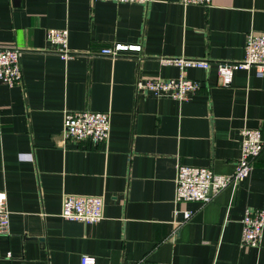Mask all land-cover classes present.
Here are the masks:
<instances>
[{"label": "crops", "instance_id": "1", "mask_svg": "<svg viewBox=\"0 0 264 264\" xmlns=\"http://www.w3.org/2000/svg\"><path fill=\"white\" fill-rule=\"evenodd\" d=\"M49 29L68 31L70 59ZM251 32L264 33V0H0V46L21 51L23 75L21 86L0 84L10 221L0 264H264V231L259 247L241 244L245 210H264V147L237 187L204 205L174 202L178 164L230 175L242 129H260L264 143V76L238 70L222 86L215 67L242 60ZM117 43L140 51L100 54ZM181 57L211 63L186 70L202 85L188 101L136 91L137 79L178 78L162 61ZM80 110L109 113L104 144L63 143L65 112ZM66 195L102 197L103 219H62Z\"/></svg>", "mask_w": 264, "mask_h": 264}, {"label": "built area", "instance_id": "2", "mask_svg": "<svg viewBox=\"0 0 264 264\" xmlns=\"http://www.w3.org/2000/svg\"><path fill=\"white\" fill-rule=\"evenodd\" d=\"M108 1L120 4L147 5L150 0H91ZM210 0H180L183 5H205ZM47 41L56 48L63 60H68L72 54L68 50V31L66 29H49ZM140 51L138 45L114 44L104 48L100 54L107 57H117L121 52ZM21 51L15 47L0 46V84L9 88L22 85ZM180 70L176 79H137L136 91L151 93L154 96L170 97L178 102L188 101L190 96L197 94L202 87L201 82L185 77L188 69H209L211 63L205 60L188 58H168L162 61ZM222 86L232 83L233 75L238 70L254 69L257 77L264 76V33H249L244 46V57L238 62H218L215 65ZM110 133V115L107 112L80 110L65 112L63 119V143L88 142L93 146L104 144ZM240 157L236 162L234 172L230 175H220L209 167H196L178 164L175 177L176 204L197 202L204 205L228 187H237L252 170L253 162L262 153L264 143L260 129H242L240 131ZM103 199L96 196L66 195L61 203L60 216L64 220L76 221L85 225L95 224L103 219ZM179 212H175L176 216ZM191 217V212H184L185 220ZM9 211L6 194L0 191V235L9 231ZM241 244L247 248L260 246L264 231V210L247 208L241 221ZM79 264H96L92 256L83 255Z\"/></svg>", "mask_w": 264, "mask_h": 264}, {"label": "water", "instance_id": "3", "mask_svg": "<svg viewBox=\"0 0 264 264\" xmlns=\"http://www.w3.org/2000/svg\"><path fill=\"white\" fill-rule=\"evenodd\" d=\"M34 240V239H33Z\"/></svg>", "mask_w": 264, "mask_h": 264}]
</instances>
